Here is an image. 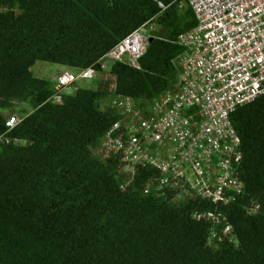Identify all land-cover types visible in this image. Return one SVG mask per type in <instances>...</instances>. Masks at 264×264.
<instances>
[{
	"label": "trees",
	"instance_id": "1",
	"mask_svg": "<svg viewBox=\"0 0 264 264\" xmlns=\"http://www.w3.org/2000/svg\"><path fill=\"white\" fill-rule=\"evenodd\" d=\"M152 17L139 67L95 64L113 76L111 91L78 84L61 103L47 100L56 76H34L36 61L85 68ZM195 24L178 0H0V264H264V94L230 114L241 192L227 191L225 234L193 217L213 208L208 200L145 192L155 168L132 173L101 151L104 133L128 117L114 97L146 114L178 89L177 37ZM12 114L21 120L8 127Z\"/></svg>",
	"mask_w": 264,
	"mask_h": 264
},
{
	"label": "built area",
	"instance_id": "2",
	"mask_svg": "<svg viewBox=\"0 0 264 264\" xmlns=\"http://www.w3.org/2000/svg\"><path fill=\"white\" fill-rule=\"evenodd\" d=\"M178 1L179 6L188 4L196 18V24L177 37L182 47L173 59L179 66L178 89L154 99L146 114L132 98L114 97L112 103L128 117L104 133L101 151L119 154L123 170L132 173L143 165L155 168L159 175L145 192L170 189L175 200L187 196L208 200L213 208L193 217L210 220L225 234L232 226L223 208L234 196L227 191L241 192L232 172V162L240 154L230 114L264 94V0ZM153 26L152 17L92 65L60 70L47 100L61 103L68 88L94 77L96 63L101 68L108 60L139 67ZM20 120L12 114L6 124L12 127ZM215 235L212 231L211 237Z\"/></svg>",
	"mask_w": 264,
	"mask_h": 264
},
{
	"label": "rangeland",
	"instance_id": "3",
	"mask_svg": "<svg viewBox=\"0 0 264 264\" xmlns=\"http://www.w3.org/2000/svg\"><path fill=\"white\" fill-rule=\"evenodd\" d=\"M63 68L66 67L57 63L36 61L32 66L31 70L34 76L50 80L52 79V77L54 76L57 70H61ZM77 84L86 87H101V85H104L106 88L110 90L113 89L114 78L107 70H104L103 74H100V72H96L94 77L89 79H82L81 81L75 83L74 85ZM74 89L75 87H70L66 91L72 93Z\"/></svg>",
	"mask_w": 264,
	"mask_h": 264
},
{
	"label": "crops",
	"instance_id": "4",
	"mask_svg": "<svg viewBox=\"0 0 264 264\" xmlns=\"http://www.w3.org/2000/svg\"><path fill=\"white\" fill-rule=\"evenodd\" d=\"M62 70V69H61ZM60 70H57L56 72H55V74H54V76L52 77V79H54V77L56 76V74L59 72ZM103 74V73H102ZM78 83V82H77ZM78 85V84H77ZM72 87H76V85H72ZM67 92V91H66ZM68 93H70V92H68Z\"/></svg>",
	"mask_w": 264,
	"mask_h": 264
},
{
	"label": "water",
	"instance_id": "5",
	"mask_svg": "<svg viewBox=\"0 0 264 264\" xmlns=\"http://www.w3.org/2000/svg\"><path fill=\"white\" fill-rule=\"evenodd\" d=\"M150 39H151V38L149 37V38H148V41H149Z\"/></svg>",
	"mask_w": 264,
	"mask_h": 264
}]
</instances>
